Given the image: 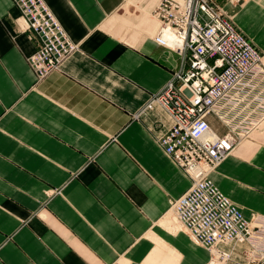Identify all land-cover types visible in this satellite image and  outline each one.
I'll list each match as a JSON object with an SVG mask.
<instances>
[{"label": "crops", "instance_id": "obj_1", "mask_svg": "<svg viewBox=\"0 0 264 264\" xmlns=\"http://www.w3.org/2000/svg\"><path fill=\"white\" fill-rule=\"evenodd\" d=\"M43 1L77 48L35 81L26 57L38 42L0 0V264H206L168 208L190 182L158 143L171 120L143 107L185 66L152 40L159 0ZM215 1L264 14V0ZM209 177L264 218V120ZM219 246L224 264H264L245 241Z\"/></svg>", "mask_w": 264, "mask_h": 264}, {"label": "built area", "instance_id": "obj_2", "mask_svg": "<svg viewBox=\"0 0 264 264\" xmlns=\"http://www.w3.org/2000/svg\"><path fill=\"white\" fill-rule=\"evenodd\" d=\"M11 2L20 28L38 42L26 61L35 81L41 80L77 45L43 0ZM152 15L157 21L152 40L185 60L143 105L157 102L168 114L171 123L158 143L190 181L168 208L189 238L209 251L206 264L225 263L229 252L219 246L224 242L245 241L254 256V250H264V218L245 217L209 173L264 120L263 54L215 0H159Z\"/></svg>", "mask_w": 264, "mask_h": 264}, {"label": "rangeland", "instance_id": "obj_3", "mask_svg": "<svg viewBox=\"0 0 264 264\" xmlns=\"http://www.w3.org/2000/svg\"><path fill=\"white\" fill-rule=\"evenodd\" d=\"M243 2H244V0H240L237 3L239 5V4H242ZM238 10H239V7L236 6L233 8V11L226 12V15L229 17V19L232 21V23L238 27L239 31L243 35H245L249 40H251V42H253L254 45L264 55L261 43L256 42L254 40V38L252 37V35H255V37L256 36L259 37V38H256L257 40H259L260 42H264V14H262V13L257 14V20L254 21L253 19H251V15H248L244 12H242L240 14L237 13L235 15V12H237ZM213 123H214V126L219 131H221V126L215 122H213Z\"/></svg>", "mask_w": 264, "mask_h": 264}, {"label": "bare ground", "instance_id": "obj_4", "mask_svg": "<svg viewBox=\"0 0 264 264\" xmlns=\"http://www.w3.org/2000/svg\"><path fill=\"white\" fill-rule=\"evenodd\" d=\"M262 60H263V62H264V57H262ZM177 226H178V228L182 229L178 224H177ZM192 242H194V241L192 240ZM194 243L199 244V243H197V242H194ZM199 245H201V244H199ZM203 247H204V246H203Z\"/></svg>", "mask_w": 264, "mask_h": 264}]
</instances>
